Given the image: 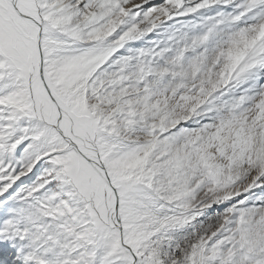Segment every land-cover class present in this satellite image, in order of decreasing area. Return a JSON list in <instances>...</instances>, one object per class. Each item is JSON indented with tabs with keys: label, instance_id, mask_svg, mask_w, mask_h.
Listing matches in <instances>:
<instances>
[{
	"label": "snow or ice",
	"instance_id": "obj_1",
	"mask_svg": "<svg viewBox=\"0 0 264 264\" xmlns=\"http://www.w3.org/2000/svg\"><path fill=\"white\" fill-rule=\"evenodd\" d=\"M0 264H264V0H0Z\"/></svg>",
	"mask_w": 264,
	"mask_h": 264
},
{
	"label": "rangeland",
	"instance_id": "obj_2",
	"mask_svg": "<svg viewBox=\"0 0 264 264\" xmlns=\"http://www.w3.org/2000/svg\"><path fill=\"white\" fill-rule=\"evenodd\" d=\"M140 0H135V2H139Z\"/></svg>",
	"mask_w": 264,
	"mask_h": 264
},
{
	"label": "bare ground",
	"instance_id": "obj_3",
	"mask_svg": "<svg viewBox=\"0 0 264 264\" xmlns=\"http://www.w3.org/2000/svg\"><path fill=\"white\" fill-rule=\"evenodd\" d=\"M140 2H141V0L139 2H136V3H140Z\"/></svg>",
	"mask_w": 264,
	"mask_h": 264
}]
</instances>
